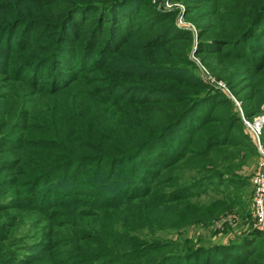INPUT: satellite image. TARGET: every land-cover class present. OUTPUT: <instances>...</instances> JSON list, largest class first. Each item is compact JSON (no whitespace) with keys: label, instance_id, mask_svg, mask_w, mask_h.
<instances>
[{"label":"trees","instance_id":"obj_1","mask_svg":"<svg viewBox=\"0 0 264 264\" xmlns=\"http://www.w3.org/2000/svg\"><path fill=\"white\" fill-rule=\"evenodd\" d=\"M179 14L0 0V264H264V239L163 236L242 208L241 114L263 113L264 0H185L195 47Z\"/></svg>","mask_w":264,"mask_h":264},{"label":"rangeland","instance_id":"obj_2","mask_svg":"<svg viewBox=\"0 0 264 264\" xmlns=\"http://www.w3.org/2000/svg\"><path fill=\"white\" fill-rule=\"evenodd\" d=\"M154 4L158 6H162L164 9H173V8H179L180 14L178 17V24L182 27L188 26L187 28L192 30L193 36H192V47H195L197 37V29L195 25L192 22H187L190 16H183L182 13L185 9V0H155L153 2ZM179 18L182 20V22H179ZM193 19V18H192ZM196 59V58H195ZM198 61V60H197ZM199 62V61H198ZM200 71L204 74H206V69L203 68L201 65H199ZM219 86L223 87L227 94L230 96V98L234 101L235 106L239 110L241 114V109L239 106V101H236L239 99V96H234V92H229L227 87L225 86V83L222 80L216 79L215 81ZM244 95V92L241 94ZM264 103V99L261 102V106ZM264 114V113H262ZM261 115V114H260ZM241 117L243 119V122L251 129V135L254 142V146L256 147V151L258 153V156L251 153L246 148H241L240 158L237 161L233 160L234 165L237 166V169L234 170V174H237L240 176L241 179L246 181V184L243 186V188L240 190L239 198L243 200V206L242 208L235 207L234 210L228 212L227 215H222L220 217L227 219H221L217 223V219H212L209 223H202L199 221H194L192 223H188L185 226L169 231L164 230L163 236H165L167 239H171L173 241H178V238L184 239L187 238L189 240L196 239L197 244L208 247V245H216L217 243L225 244L227 245L230 240H233L234 238H237L240 235H244L248 242H252L256 248L261 247V239H264V231L261 229L256 228L253 225L252 221V196H253V189H252V177L261 170V165L264 161V148L262 143V134H261V128L258 134V137H255L254 130H253V117L252 120H247L243 117L241 114ZM231 161V159H230ZM220 164H223L224 161L219 160ZM190 177H193L194 179H200L202 176L206 177V173H200L195 175L194 173L187 170ZM206 179V181L204 180ZM203 180H196L198 183L207 185L210 180H207V178H204ZM196 181L194 183H196ZM230 182L225 181L221 184H219L217 187L220 189L224 188H232V184H229ZM211 191L210 186H205L206 189ZM210 194L209 192H205L200 196V200L204 201L207 200V196ZM213 194V193H211ZM216 196V194H215ZM228 227V228H227ZM227 229V230H226ZM252 229H256L257 232H251ZM261 263H264V258H257Z\"/></svg>","mask_w":264,"mask_h":264},{"label":"built area","instance_id":"obj_3","mask_svg":"<svg viewBox=\"0 0 264 264\" xmlns=\"http://www.w3.org/2000/svg\"><path fill=\"white\" fill-rule=\"evenodd\" d=\"M153 2L155 0H152ZM179 22L182 20L179 18ZM254 134L255 137H258L260 129L255 128ZM264 154V152L262 151ZM252 189H253V196H252V221L253 225L264 231V173L258 171L252 177Z\"/></svg>","mask_w":264,"mask_h":264},{"label":"water","instance_id":"obj_4","mask_svg":"<svg viewBox=\"0 0 264 264\" xmlns=\"http://www.w3.org/2000/svg\"><path fill=\"white\" fill-rule=\"evenodd\" d=\"M261 111L264 113V103L261 106ZM263 123H264V114L256 116L253 121V129L255 128L260 129Z\"/></svg>","mask_w":264,"mask_h":264},{"label":"crops","instance_id":"obj_5","mask_svg":"<svg viewBox=\"0 0 264 264\" xmlns=\"http://www.w3.org/2000/svg\"><path fill=\"white\" fill-rule=\"evenodd\" d=\"M262 167H261V172H263L264 173V161H263V163H262V165H261Z\"/></svg>","mask_w":264,"mask_h":264}]
</instances>
